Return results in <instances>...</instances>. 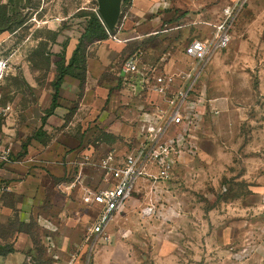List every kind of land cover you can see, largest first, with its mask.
<instances>
[{
    "label": "rangeland",
    "instance_id": "1",
    "mask_svg": "<svg viewBox=\"0 0 264 264\" xmlns=\"http://www.w3.org/2000/svg\"><path fill=\"white\" fill-rule=\"evenodd\" d=\"M232 1L219 2L223 8ZM97 9L96 0H0V58L10 60L0 100L11 107L18 102L20 111L37 102L65 40L79 38L85 17ZM195 25L182 37L203 33L205 27ZM58 35L60 42L53 44ZM231 35L230 46L204 70L210 110L217 114L210 111L205 122L199 157L184 167V175L158 188L157 206L178 210L177 220L166 224L144 217L142 209L154 191L143 176L126 212L107 230L115 236L112 243L104 237L86 241L95 216L84 210L75 234L55 236L59 252L42 244L45 237L34 225L20 229L29 234L32 247L17 251L19 226L13 221L0 230V247L14 253L5 254L9 261L0 258V264H264V0L248 2ZM135 102L128 106L132 114ZM121 145L131 149L134 142L121 140ZM150 170L158 173L156 167ZM211 195L220 202L214 207L206 201ZM124 231L130 232L128 238L121 237Z\"/></svg>",
    "mask_w": 264,
    "mask_h": 264
},
{
    "label": "crops",
    "instance_id": "2",
    "mask_svg": "<svg viewBox=\"0 0 264 264\" xmlns=\"http://www.w3.org/2000/svg\"><path fill=\"white\" fill-rule=\"evenodd\" d=\"M219 1L133 0L129 5L122 4L115 31L125 42L109 38L91 44L84 55V67L74 69L72 75L64 78L57 106L50 114L56 68L51 69V79L44 91H39L40 98L24 111H20L18 102L11 107L0 100V106L12 108L6 118H0V186L9 189L0 191V230L13 226V221L18 224L15 250L23 251L33 245L29 234L20 232L21 227L34 225L38 235L45 237L42 244L55 246L50 251L59 252L55 236L75 234L77 219L84 210L93 212L95 222L97 207L83 200L81 188L87 185L94 188L98 184L103 172L94 165L106 154L113 152L122 158L140 145L142 138L137 124L141 114L137 107L151 101L145 94L133 91L124 79L127 77L122 71L124 63L139 51L141 67L153 66L158 74L189 72L194 62L185 55V48L193 40L208 39L212 28L207 24L221 22L224 8L237 0L223 8ZM196 23L205 27L203 33L183 38L185 31L190 29L191 35L192 29L198 27ZM80 37L69 39L67 61ZM206 91L209 98L208 83ZM134 102L136 113L132 114L128 106ZM204 125L199 134L200 144ZM127 139L134 142L131 149L121 145V140ZM8 150L10 161L6 162L2 157ZM184 167L176 168L175 177L185 174ZM79 172L83 173V179L70 189ZM206 201L211 207L220 203L215 195ZM86 239L90 240L88 236ZM8 261L4 264H9Z\"/></svg>",
    "mask_w": 264,
    "mask_h": 264
},
{
    "label": "built area",
    "instance_id": "3",
    "mask_svg": "<svg viewBox=\"0 0 264 264\" xmlns=\"http://www.w3.org/2000/svg\"><path fill=\"white\" fill-rule=\"evenodd\" d=\"M248 1L237 0L233 5L225 7L221 22L207 24L212 28L210 37L206 40H193L185 48V55L194 62V67L187 73L158 74L153 66L141 67L142 55H133L124 63L122 71L127 75L124 79L129 81L133 91L145 94L151 101L137 107L141 114L137 124L142 138L140 145L122 158L113 152L106 154L94 165L103 172L98 184L94 188L88 185L81 188L83 200L97 207L96 220L87 228L89 239L104 237L108 243H112L115 236L107 230L143 176L150 179L154 191L150 205L144 210V217H155L166 224L180 217L181 213L176 209L157 206L158 188L160 183L173 179L178 166H187L199 157V134L210 111L217 114L210 110L212 101L207 95L204 70L216 53L230 46L234 19ZM110 38L118 43L125 42L117 35H111ZM9 69L10 60L0 58V84L7 77ZM11 112V107L0 106V118H6ZM173 130H176L174 134ZM9 155L8 150L2 160L9 162ZM148 165H155L158 173L147 172ZM83 177V173L79 172L69 188L73 189ZM0 191L7 192L9 189L0 186ZM129 235L130 232L124 231L121 237L128 238Z\"/></svg>",
    "mask_w": 264,
    "mask_h": 264
},
{
    "label": "trees",
    "instance_id": "4",
    "mask_svg": "<svg viewBox=\"0 0 264 264\" xmlns=\"http://www.w3.org/2000/svg\"><path fill=\"white\" fill-rule=\"evenodd\" d=\"M133 0H123V5H129ZM6 12L1 15V19L5 20ZM85 24L83 27L82 35L78 41L76 49L74 50L71 58L67 61L66 51L69 45V39L65 40V43L62 45V51L60 55H57V63L54 68H56L55 81L53 82V88L55 93L53 95L52 109L49 111V114L57 106L58 94L60 85L63 83L66 76L72 75L74 69H81L84 67V55L87 54L88 47L96 42H101L108 40L111 35H116V31H109L104 22L102 21L98 11L96 10L95 14H90L85 17ZM2 29L0 28V32ZM61 35H58L53 41V44H58L59 38ZM80 76V75H79ZM78 77V76H76ZM7 251V252H6ZM14 253V249L6 250L0 247V257H4L5 254Z\"/></svg>",
    "mask_w": 264,
    "mask_h": 264
},
{
    "label": "water",
    "instance_id": "5",
    "mask_svg": "<svg viewBox=\"0 0 264 264\" xmlns=\"http://www.w3.org/2000/svg\"><path fill=\"white\" fill-rule=\"evenodd\" d=\"M98 13L109 31L117 28L122 10L123 0H96Z\"/></svg>",
    "mask_w": 264,
    "mask_h": 264
}]
</instances>
